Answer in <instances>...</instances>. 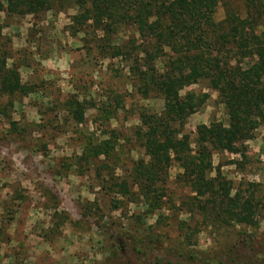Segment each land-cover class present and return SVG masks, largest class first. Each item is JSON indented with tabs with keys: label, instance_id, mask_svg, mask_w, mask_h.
Here are the masks:
<instances>
[{
	"label": "trees",
	"instance_id": "1",
	"mask_svg": "<svg viewBox=\"0 0 264 264\" xmlns=\"http://www.w3.org/2000/svg\"><path fill=\"white\" fill-rule=\"evenodd\" d=\"M218 7L223 16L216 21ZM67 10L73 13L64 30L71 36L81 35L80 48L87 57L125 62L129 84L136 93L143 98L153 94L162 100L159 113L141 109L137 114L134 134L142 156L131 160L125 177L114 175L116 167L102 175L115 150L109 138L83 144L76 158L79 164L93 166V176L99 179L101 188L108 184L126 203L140 207V212L132 216L134 228L130 224L138 237H133L131 248L126 249L128 258L122 253L124 248L117 253L119 248L112 245L107 250L108 260L138 264V257L131 253L139 252L135 244L145 240L156 247L161 235L165 236L154 226L162 224L161 215L149 225L142 221L165 209L166 204L170 206L167 210L176 208L177 202L176 210L187 219L176 220L177 238L167 239L170 244L161 242L158 248L178 259L172 263L155 257L149 264H239L235 251L214 258L195 249L194 234L202 227L243 226L249 233L242 235L249 238L258 230L257 218L264 211L256 183L233 186L218 166H212L213 154L227 152L236 156L227 164L243 168L248 161L244 143L264 124V0H0V13L5 16ZM0 45V96L9 99L33 92L20 87L18 65L9 53L10 47L3 49L4 44ZM201 83L216 93L226 123L211 120L198 124L190 136L184 131L186 120L208 94L183 90ZM112 100L114 110L120 108V100ZM6 103L0 113L7 117L12 101ZM60 106L76 123L82 121L84 107L75 95L66 97ZM108 107L106 103L100 109L104 119L113 117ZM9 125L10 132L20 131L12 122ZM173 165L177 172L172 183L185 190V195L177 199L168 187ZM118 200L112 204L115 209L120 207ZM10 213L6 208L0 215V243L8 240ZM195 216L199 220L189 225L188 219ZM141 223L144 227L140 229L137 224Z\"/></svg>",
	"mask_w": 264,
	"mask_h": 264
},
{
	"label": "rangeland",
	"instance_id": "2",
	"mask_svg": "<svg viewBox=\"0 0 264 264\" xmlns=\"http://www.w3.org/2000/svg\"><path fill=\"white\" fill-rule=\"evenodd\" d=\"M72 13L48 11L15 17L0 13V43L3 49L10 47L9 53L18 65L20 87L33 91L9 99L0 96V108L7 105V100L12 101L8 116L0 113V215L10 208L12 217L7 226L8 240L0 243V264H101L105 257L102 264H116L117 260H108L107 250L115 245L120 250L117 253H121L124 248L122 253L128 258L126 249L131 248L133 237H138L133 234L132 216L140 212V207L126 203L108 184L101 188L99 179L93 176V166L79 164L76 158L83 144L109 138L115 150L102 175L116 167L114 175L125 177L131 160L142 156L134 134L137 114L141 109L159 113L162 100L153 94L143 98L136 93L129 84L125 62L87 57L80 48L81 35L71 36L64 30ZM222 16L218 7L214 19L218 21ZM183 91L208 94L187 118V134L193 136L196 125L211 120L226 123L223 105L215 92L202 83ZM69 95L82 101L80 123L60 106ZM114 97L120 100L116 110ZM106 103L114 113L110 119L100 113ZM10 122L20 131L10 132ZM244 145L248 161L240 170L227 164L236 157L227 152L213 154L212 166H218L233 186L256 183L257 194L264 200V124L252 132ZM176 172L177 167L171 166L168 187L174 199L185 195V190L172 183ZM116 199L121 202L118 209L112 207ZM175 205L167 210L170 206L166 204L152 217L142 218V223L149 225L161 215L162 224L154 226L165 236L155 237L160 238L157 248L145 240L135 244L139 252L130 251L138 257V264H149L155 257L172 263L178 259L158 248L161 242L170 244L177 238L176 220L187 219L176 210L177 202ZM195 220L199 219H188V224L194 225ZM257 220L258 230L249 238L242 235L249 233L243 226L202 227L194 234V248L214 258L231 250L239 255V264H264L263 210ZM142 223L137 227L143 228Z\"/></svg>",
	"mask_w": 264,
	"mask_h": 264
}]
</instances>
